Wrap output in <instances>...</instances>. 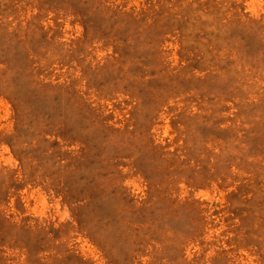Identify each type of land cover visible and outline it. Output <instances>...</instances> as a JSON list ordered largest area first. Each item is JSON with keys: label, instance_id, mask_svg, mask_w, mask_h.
Masks as SVG:
<instances>
[{"label": "rangeland", "instance_id": "rangeland-1", "mask_svg": "<svg viewBox=\"0 0 264 264\" xmlns=\"http://www.w3.org/2000/svg\"><path fill=\"white\" fill-rule=\"evenodd\" d=\"M0 264H264V0H0Z\"/></svg>", "mask_w": 264, "mask_h": 264}]
</instances>
